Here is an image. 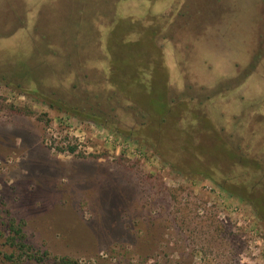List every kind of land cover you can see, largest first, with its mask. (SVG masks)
<instances>
[{
	"label": "rangeland",
	"instance_id": "374dc122",
	"mask_svg": "<svg viewBox=\"0 0 264 264\" xmlns=\"http://www.w3.org/2000/svg\"><path fill=\"white\" fill-rule=\"evenodd\" d=\"M11 222L45 264H264V0H0V264Z\"/></svg>",
	"mask_w": 264,
	"mask_h": 264
},
{
	"label": "trees",
	"instance_id": "16d2710c",
	"mask_svg": "<svg viewBox=\"0 0 264 264\" xmlns=\"http://www.w3.org/2000/svg\"><path fill=\"white\" fill-rule=\"evenodd\" d=\"M60 152H68L74 153L76 151V147H66V149H59ZM9 231L12 234L6 242L10 244V247L13 248V252L11 254H4L2 256V260L4 263L9 264H45L48 259V254L42 253H34L33 249L24 243V235L22 232L21 225H15L13 222L9 225ZM56 264H78L75 260H71L68 258H58Z\"/></svg>",
	"mask_w": 264,
	"mask_h": 264
}]
</instances>
